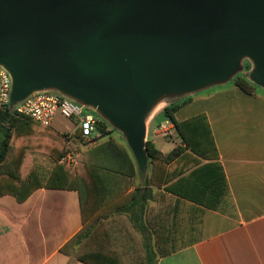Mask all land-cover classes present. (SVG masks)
Instances as JSON below:
<instances>
[{"label": "crops", "instance_id": "0c3cea01", "mask_svg": "<svg viewBox=\"0 0 264 264\" xmlns=\"http://www.w3.org/2000/svg\"><path fill=\"white\" fill-rule=\"evenodd\" d=\"M186 96L174 118L200 117L191 126L207 143L205 156L185 148L155 169L148 163L145 173L134 161L137 172L130 176L117 171L132 170L120 151L114 159L93 158L112 171L89 177L82 194L41 186L23 201L0 195V264H87L77 258L79 249L97 264H264V93L232 85ZM160 116L147 122L146 140L163 155L184 148L168 119V135L161 134L164 124L152 132ZM22 124L24 171L45 172L66 133ZM157 134L172 143L158 144ZM110 136L74 140L75 147Z\"/></svg>", "mask_w": 264, "mask_h": 264}, {"label": "water", "instance_id": "95a60500", "mask_svg": "<svg viewBox=\"0 0 264 264\" xmlns=\"http://www.w3.org/2000/svg\"><path fill=\"white\" fill-rule=\"evenodd\" d=\"M244 59L264 89V0H0L9 107L59 92L118 130L141 173L156 109L230 80Z\"/></svg>", "mask_w": 264, "mask_h": 264}, {"label": "trees", "instance_id": "16d2710c", "mask_svg": "<svg viewBox=\"0 0 264 264\" xmlns=\"http://www.w3.org/2000/svg\"><path fill=\"white\" fill-rule=\"evenodd\" d=\"M233 81L234 85L244 92L249 94L255 92L253 88L254 83L249 79L248 73L236 75L233 77ZM187 101V96L172 97L166 102L161 112V115L174 125L185 147H175L172 151L163 155L155 148L151 141L146 140L145 148L148 163L152 169H155L157 162H168L169 159L181 154L185 148H188L197 155H206L203 150L206 149L207 143H204L203 140L199 141V138L193 133L194 128L191 126L194 121L200 117L196 116L182 122H177L174 118L175 111ZM22 122H32L40 127H45L32 118L14 114L8 105L0 110V195L9 194L14 196L17 201H23L34 190L41 186L48 188L76 189L82 194L83 190L88 188L87 180L89 177H103L106 172L112 171L110 166L95 162L93 158L114 159L120 157V151L123 153L122 155L128 159L132 170L128 172L117 169V171L120 174L130 176H133V174L137 172V170L134 169V159L128 149L110 136L111 129H107L103 126L100 128L101 133L109 135L110 137L102 143L79 150L76 163L70 165L58 163L59 157L70 148L75 147L76 144V141H74L69 145L66 138H64L62 142H59L57 154L52 156L54 163L48 167L45 172L40 167H30L28 171L25 172L23 166L25 151L22 150V152H20L18 150V144L22 136ZM167 179L168 174L164 176L162 181H167ZM158 248L161 256L169 252L168 249ZM80 250L81 249L77 252V258L79 260L87 264H97L90 260L87 254L81 253ZM146 264L155 263L148 261Z\"/></svg>", "mask_w": 264, "mask_h": 264}, {"label": "built area", "instance_id": "2783aa9c", "mask_svg": "<svg viewBox=\"0 0 264 264\" xmlns=\"http://www.w3.org/2000/svg\"><path fill=\"white\" fill-rule=\"evenodd\" d=\"M10 87V75L0 66V110L7 105L9 106ZM10 109L14 114L32 118L46 127L51 126L52 119L57 112L72 119L76 123L75 131L71 134H65L69 145L74 140L91 141L97 135L94 132L97 129L98 121L89 112L91 109L56 91L33 92ZM160 130L164 136L170 133V128L165 125H161ZM78 154L79 150L72 147L59 157L58 162L68 165L74 164Z\"/></svg>", "mask_w": 264, "mask_h": 264}, {"label": "rangeland", "instance_id": "374dc122", "mask_svg": "<svg viewBox=\"0 0 264 264\" xmlns=\"http://www.w3.org/2000/svg\"><path fill=\"white\" fill-rule=\"evenodd\" d=\"M243 66H244L243 70L240 71V72H238L237 74H235L233 77H235L236 75H244L245 73H248L249 70H250L251 67H252L251 62H250L248 59H244V61H243ZM233 77H232L230 80H228V81H226V82H224V83L214 84V85L208 86L207 88L202 89V90H200V91H197V92H195V93H202V92L207 93V92H209V91L214 90L216 87H229V86H232V85H234ZM253 88H254V90H255L256 92L264 93V89H263L262 87L256 85V84L253 85ZM195 93H192V94H195ZM189 95H191V94H189ZM182 97H183V96H182ZM165 104H166V102H165V103H162V104L156 109V111L153 113L152 116H154L156 113H160V114H161L162 109H163V107L165 106ZM89 112H90V113L95 117V119L98 121L97 129H96V131H95L94 133H95V134H100V135H99V137H100L99 140H101L102 138H106V137H105L106 135L100 133V132H101L100 128H101V126H103V127H106L107 129H108V128L111 129V131H112V132H111L112 135H114L115 137L120 138L122 141L125 142V140L123 139L121 133H120L118 130L114 129V128L108 123V121H107L104 117H102L97 111L91 109V111H89ZM152 116H151V117H152ZM149 120H151V118H150ZM149 120H148V122H149ZM154 124H155V125H154V130H152L153 133H154V131H157V130H158V126H159L160 124H164L165 126H168L169 123H166V121H165V119H164V116H160V117H158V118L156 119V121H155ZM75 127H76V123H75L72 119L67 118V117H64V116L61 115L59 112H57V113L55 114V116L53 117L52 122H51V128H52L53 130L57 131V132H60V133L64 132V133L71 134V133L74 132ZM171 133H172V134H176L175 130H171ZM150 135H151V134H150ZM155 136H156V140L158 141V144L160 143V144L162 145V144H170V143H172V141H171L169 138H165V137H163L161 134H157V135H155ZM125 144H126V143H125Z\"/></svg>", "mask_w": 264, "mask_h": 264}]
</instances>
